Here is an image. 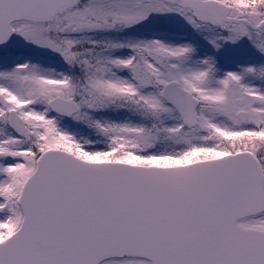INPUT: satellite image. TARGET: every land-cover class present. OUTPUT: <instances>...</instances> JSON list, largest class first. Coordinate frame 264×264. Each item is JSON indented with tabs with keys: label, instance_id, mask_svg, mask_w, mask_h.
I'll return each mask as SVG.
<instances>
[{
	"label": "snow or ice",
	"instance_id": "snow-or-ice-1",
	"mask_svg": "<svg viewBox=\"0 0 264 264\" xmlns=\"http://www.w3.org/2000/svg\"><path fill=\"white\" fill-rule=\"evenodd\" d=\"M0 264H264V0H0Z\"/></svg>",
	"mask_w": 264,
	"mask_h": 264
}]
</instances>
